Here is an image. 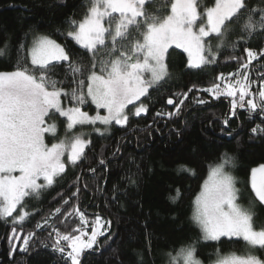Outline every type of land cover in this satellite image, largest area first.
<instances>
[{"label":"trees","instance_id":"obj_1","mask_svg":"<svg viewBox=\"0 0 264 264\" xmlns=\"http://www.w3.org/2000/svg\"><path fill=\"white\" fill-rule=\"evenodd\" d=\"M171 2L153 0L148 11L162 18L170 14ZM213 4L214 0H198V10L202 13ZM88 5L89 0H0V48L7 45L0 55V71L14 70L18 61L31 67L27 50L40 36L55 40L85 66L107 60V47L99 46L94 57L67 35L72 30L70 21L82 20ZM246 7L264 9V0H246ZM246 15L229 24L214 63L189 68L186 54L171 48L166 59L169 75L140 102L147 107L146 113L131 115L126 125L113 126L107 135L93 137L77 164L66 167L39 198L25 200L23 207L30 215L24 223L14 225L10 218H0V264H65L61 254L52 250L54 234L50 237L49 233L56 228L62 234H76L72 230L77 227L90 232L97 215L111 221V239L99 238V246L82 254L81 264H170L171 258L189 247L206 263L219 253L264 259V249L241 240L205 242L192 220L193 201L210 168L227 154L241 201L252 211L255 227L264 228V205L255 199L250 185L251 170L264 164V134L251 131L257 125L264 127V111L239 107V95L217 97L204 91L218 83L223 91L226 84L247 75L255 102L261 103L258 92L264 89V56L253 60L247 69L242 65L248 62L245 49L258 54L264 50V32L249 36L243 29ZM137 37L139 32H133V38ZM106 45L110 47L111 42ZM52 65L50 78L60 81L59 87L69 93L79 88V80H85V103L76 105L70 96H63L65 106L90 110L87 73L73 79L68 62ZM96 70L99 72V64ZM169 98L174 104L167 103ZM233 99L237 101L234 110ZM201 100L204 103H199ZM181 165L191 171L181 170ZM76 208L84 213L88 225H81ZM44 221L47 224L37 228ZM13 227L20 236L35 232L28 253L17 249L10 255L12 244L22 243H10Z\"/></svg>","mask_w":264,"mask_h":264},{"label":"snow or ice","instance_id":"obj_2","mask_svg":"<svg viewBox=\"0 0 264 264\" xmlns=\"http://www.w3.org/2000/svg\"><path fill=\"white\" fill-rule=\"evenodd\" d=\"M152 3L153 0H89L84 18L79 22L70 21L72 30L67 35L94 57L99 50L98 46L107 47V60H94L90 67L85 66L73 60L55 40L40 36L27 50L31 67L18 61L14 70L0 71V218L13 217L18 206L23 208L25 197L38 195L65 172L66 164L62 159L65 152L68 153V162L75 165L90 143L77 135L69 144L60 141L49 147L44 142V136L45 133L54 134L56 125L46 124V117L52 119L57 113L66 117L69 130L77 125H94L97 121L104 125H111L113 122L126 125L131 111H126L128 106H134L132 114L135 116L146 113L147 107L143 103L136 106V102L169 75L166 57L171 47L182 48L188 54V67L199 69L216 61L217 49L224 46L223 37L229 24L239 21L245 12L247 15L244 17L243 29L248 35L264 32V9H248L246 0H214L213 6L206 7L202 13L198 10V0H172L170 14L162 18L148 11V5ZM197 21H200L198 31H194ZM133 32H139V37L133 38ZM211 34H215L218 41L215 49L211 44L206 46L205 43V38ZM106 39H110V47L106 45ZM118 43L122 47L117 48ZM5 48L6 44L4 48H0V55H4ZM245 51L248 62L242 65L244 69L259 56H264V50L259 54L251 49ZM52 61L68 62L73 79L87 73L86 96L91 98L98 109H105L107 115L101 116L97 112L95 116H90L79 106L63 107L61 96H70L76 105L85 103V93L82 90L85 80H79V88L69 93L59 87L60 81L50 78L51 68L54 67ZM98 64L99 72L96 70ZM145 73L150 74L149 79H145ZM241 80L226 84L223 91L219 84L204 91L217 97H235L238 90L239 107L247 106L253 112L258 108L264 111V89L258 92L261 101L258 105L255 102L256 94L250 92L248 76H242ZM246 96L253 98L245 101ZM167 103L172 105L174 101L169 98ZM180 104H183V100ZM236 107L237 101L233 99L232 109ZM176 108L178 114L179 106ZM168 115L171 116L172 113ZM224 123L227 125L228 121L225 120ZM251 131L254 134H264V127L257 125ZM225 160L230 161L227 154ZM100 163L105 162L101 160ZM181 170L191 171L184 165H181ZM91 171L95 172V169ZM16 172L19 175H13ZM41 178L45 183L37 182ZM250 183L255 197L264 204V164L251 170ZM176 192L178 197L179 189ZM236 193L234 178L224 171V164L213 167L201 193L196 197L193 218L200 226L204 239L242 237L249 245L264 249V228L254 227L253 213L236 203ZM55 211L60 213L61 210L57 208ZM75 212L81 225H88L84 213L79 208ZM28 216L27 211H21L13 217L12 222L14 225L23 223ZM45 224L47 221L38 224L37 228H42ZM110 226L111 221L102 222V218L97 215L90 226V232L77 227L72 230L76 234H62L59 229L53 228L49 233L50 237L54 234L51 248L61 254L65 264H81L82 254L85 250L99 246V238L111 239ZM34 236L35 232L20 236L13 227L10 243L21 240L22 243H13L10 255L17 249L28 253ZM44 246L48 247L47 244ZM182 252L184 264H200L194 258L193 248L189 247ZM220 264H264V260L255 255H233L220 261Z\"/></svg>","mask_w":264,"mask_h":264},{"label":"rangeland","instance_id":"obj_3","mask_svg":"<svg viewBox=\"0 0 264 264\" xmlns=\"http://www.w3.org/2000/svg\"><path fill=\"white\" fill-rule=\"evenodd\" d=\"M114 15H118V14H114ZM205 23H206V20L204 21ZM199 24H200V21H197V26L196 27H194V31H198V26H199ZM106 26H107V23H106ZM113 27H114V24H113ZM71 38V37H70ZM72 39V38H71ZM213 39V40H212ZM73 40V39H72ZM110 41V39H106V42L107 41ZM74 41V40H73ZM111 42V41H110ZM76 43V42H75ZM205 43H206V46L208 45V44H211L212 46H213V48L215 49V46H216V44L218 43V41H217V39L215 38V34H211L209 37H206L205 38ZM77 44V43H76ZM79 47H81L79 44H77ZM99 47V46H98ZM81 48H83V47H81ZM171 48H176L175 46H173V47H171ZM170 48V49H171ZM84 49V48H83ZM169 49V50H170ZM177 49H179V50H181V51H183L185 54H186V56H187V58H188V54L182 49V48H177ZM222 49V47L220 48V49H217V53H219V51ZM85 50H87V49H85ZM169 50H168V52H169ZM88 51V50H87ZM89 52V51H88ZM91 53V52H90ZM92 54V53H91ZM166 59H167V57H166ZM56 63H64V62H57V61H52V64H56ZM208 65V64H207ZM206 66V65H205ZM144 77H145V79H149L150 78V74L149 73H145L144 74ZM166 79V78H165ZM164 79V80H165ZM163 80V81H164ZM163 81H161L160 83H162ZM159 83V84H160ZM243 83V82H242ZM159 84H157V85H159ZM219 85H220V88L222 89V85H221V83H218ZM157 85H154L153 87H155V86H157ZM153 87H151V88H153ZM150 88V89H151ZM149 89V90H150ZM250 92L251 93H253L252 91H251V83H250ZM87 93V92H86ZM236 95H239V91L238 90H236ZM145 97V96H144ZM144 97H141V99H140V101H137L136 102V106H139V104H140V102L142 101V99L144 98ZM247 97V96H246ZM86 98H87V100H88V103L90 104V107H91V109L90 110H87V109H84V108H82V106H81V109L83 110V111H86V112H88V114L90 115V116H95L96 114H97V112L101 115V116H104V115H107V111L105 110V109H98L97 107H96V105L94 104V103H92V101H91V98L90 97H87L86 96ZM61 104H62V106L63 107H65V108H67V107H69V106H65V104H64V101H63V96H61ZM129 110H131V111H129ZM126 111H129V117L132 115V116H135V115H133L132 114V112L134 111V106L133 105H129L128 106V109H126ZM137 117V116H136ZM46 119V124H52V123H55V125H56V131H55V133L53 134V133H45V136H44V142H45V144L46 145H48L49 147H51V145L53 144V143H59L60 141H64L65 142V144H69L70 142H71V140L75 137V136H77V135H80V136H82L84 139H87V140H89V141H91V139L93 138V137H95V136H105V135H107L109 132H110V129H111V127H113V126H122V125H117V124H115V122H113L111 125H104V124H102V123H100L99 121H97V123L96 124H94V125H83V126H81V125H77L75 128H73V129H71V130H69L68 128H67V118L66 117H62V116H59V114L57 113L55 116H53L52 117V119H48L47 117L45 118ZM62 122H63V124H62ZM124 126V125H123ZM96 129H100L101 131L100 132H97L96 131ZM101 133H103V134H101ZM88 146V145H87ZM86 149V148H85ZM85 151V150H84ZM67 157H68V153L67 152H65V155L62 157V159L64 160V162H65V164H66V167H68V166H73L72 164H70L69 162H68V159H67ZM78 163V162H77ZM219 164H224V171L225 172H227L228 174H230L233 178H234V186H235V188H236V190H237V199H236V203L238 204V205H240L242 208H245V209H248V210H250V208H248V207H246V205H244V203L241 201V196H240V194H239V190H238V188H237V185H236V179H235V177H234V175H233V172H232V168H233V162L231 161V159H230V161H228V162H226V160H225V158H223L220 162H218V163H216L215 165H213L211 168H210V171H211V169L213 168V167H215V166H217V165H219ZM210 171H209V174H210ZM209 174H208V176H207V178H206V180L208 179V177H209ZM13 175H19V172H16V173H13ZM61 176V174L58 176V177H56L55 178V180H54V183L51 185V186H47V187H45V188H43L40 192H39V194L38 195H31V196H28V197H25L24 198V201L22 202L23 204H24V202H25V200L27 199V198H30V197H33V198H39L40 196H41V194L44 192V191H46V190H48V189H50L54 184H55V182H56V180L59 178ZM251 177V176H250ZM205 180V181H206ZM204 181V182H205ZM38 183H41V184H43V183H45L44 181H43V179L41 178L40 180H38L37 181ZM204 185V184H203ZM203 185H202V189H203ZM250 185H251V183H250ZM202 189H201V191H202ZM201 191L199 192V194L201 193ZM253 192V191H252ZM198 194V195H199ZM197 195V196H198ZM253 195H254V197H255V194H254V192H253ZM255 199L258 201V199L255 197ZM195 201H196V198H195V200L193 201V204H192V207H193V215H192V220H193V222L195 223V225L199 228V230H200V232H201V234H202V238H203V233H202V230H201V228H200V226L196 223V221L194 220V213H195V211H196V204H195ZM259 202V201H258ZM260 203V202H259ZM262 205H264V204H262ZM21 211H27V209H26V207H23V208H21L20 206H18L17 207V210H16V212H14L13 213V217H15L16 215H17V213H20ZM251 211V210H250ZM28 212V211H27ZM252 212V211H251ZM29 213V212H28ZM29 215H30V213H29ZM13 217H8V218H10L11 220H13ZM29 217V216H28ZM27 217V218H28ZM26 218V219H27ZM25 219V220H26ZM103 221H106L105 219H103L102 218V222ZM24 223V222H23ZM253 223H254V220H253ZM19 224H22V223H17L16 225H19ZM254 227H255V225H254ZM256 228V227H255ZM85 239H86V237H85ZM221 239H236V240H241V241H243L244 243H246L248 246H250V247H252V248H259V247H253V246H251V245H249L246 241H244L243 240V238L242 237H226V236H222V237H220V239L219 240H207V239H204L203 238V240L205 241V242H218V241H220ZM95 247V246H94ZM88 250H91V249H88ZM85 251H87V250H85ZM233 255H235V256H238V257H246V256H244V255H241V254H237V253H226V254H222V253H219V254H217V258H215L213 261H211V262H208V263H206V262H204L203 260H201L200 258H198L197 257V255H196V252L194 251V258L196 259V260H198L199 262H200V264H220V261H222V260H224V259H226V258H230V257H232ZM248 256V255H247ZM82 257V256H81ZM259 258V257H258ZM261 259V258H260ZM171 263L170 264H184V255H183V252L181 251L180 253H178V254H176L173 258H171ZM261 260H264V259H261Z\"/></svg>","mask_w":264,"mask_h":264}]
</instances>
